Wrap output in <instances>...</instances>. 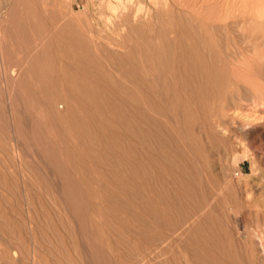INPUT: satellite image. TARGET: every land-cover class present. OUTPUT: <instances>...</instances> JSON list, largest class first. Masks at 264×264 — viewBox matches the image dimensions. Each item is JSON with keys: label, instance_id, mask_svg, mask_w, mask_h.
Returning a JSON list of instances; mask_svg holds the SVG:
<instances>
[{"label": "rangeland", "instance_id": "rangeland-1", "mask_svg": "<svg viewBox=\"0 0 264 264\" xmlns=\"http://www.w3.org/2000/svg\"><path fill=\"white\" fill-rule=\"evenodd\" d=\"M234 2L264 21V0L206 14ZM184 3L0 0V264H264V64L177 94ZM77 21L81 45L59 37ZM72 62L91 87L77 102Z\"/></svg>", "mask_w": 264, "mask_h": 264}, {"label": "bare ground", "instance_id": "bare-ground-1", "mask_svg": "<svg viewBox=\"0 0 264 264\" xmlns=\"http://www.w3.org/2000/svg\"><path fill=\"white\" fill-rule=\"evenodd\" d=\"M183 1H185V3L183 4L185 10H175V22L177 29L179 30V36L182 40V43L179 45H171L172 43L170 45H167L169 43L168 41H166V53L174 54V58L172 61H168V63H165L168 68L177 70V72L174 74V79L176 80V83L178 82L176 84V87L174 88V91L177 94H183L182 96H184V94H190V96H192V94L208 92L213 86L218 88L225 84L226 81L223 80L224 77H220V73H222L224 70H232V68L238 69L239 67L242 68L244 66L264 64V21L259 20V15L247 16V14L245 15L240 13L239 9L236 8L237 5L234 2V6L232 7H234L235 10H231L227 13L221 11L222 13L220 15L212 17L206 14V9L209 5L208 0ZM186 1L188 2L186 3ZM214 2L213 8L217 6L218 8H221L224 6V2ZM19 7L17 9H19ZM108 8L112 11H115V7L110 4H108ZM133 18L137 19L138 17L134 15ZM80 23L81 22L77 21V23L72 22L69 24H65L62 27L63 33L59 34V37L61 39H64L65 42L67 41L66 39H68L67 42L70 44L72 42L76 45H81V43L84 42L82 34L79 33L77 35L71 31L74 27L83 28L85 22L81 24ZM61 24L62 23H60V25ZM140 26L142 25H139V23H135L134 26L127 28L130 32L139 34L142 37L144 33H142V31L145 27L142 28ZM56 38L57 37H55V39ZM53 41L54 39L52 40V42ZM134 51L136 50H133L131 55H133V53H136ZM145 53L147 54V52ZM65 58H69V55L66 54ZM130 62L131 63L128 66L129 68H127L128 71L126 70L132 79V88L130 94L136 95L138 92V89L136 88V80L138 79V77L136 78V72L133 62ZM82 67L83 66L80 62H72L69 65L70 69L68 68L67 71L65 70L66 72L64 71L65 73L63 72L64 77L68 78L69 76L72 78L71 82H67L66 79L61 81L62 85H64V87L69 90V94H66L64 96V98L67 100L69 99L77 102L78 97H80L79 94H82V92L87 93L91 89L90 86H87L85 84L84 79H82ZM44 68L47 71L48 75H54V71L52 70L53 67L51 64L45 65ZM102 75L103 74L100 73L97 74V79L103 81L104 77ZM243 75H245V73ZM226 83L228 84V82ZM141 90L144 92H148V89H146L144 86L141 87ZM184 99L187 98L185 97ZM245 199L247 201L249 197L246 196ZM244 200L242 199L241 201L243 202ZM249 202L250 201H247V203ZM230 204L231 203L228 201L226 209V219L231 224H234L236 212L234 207H232ZM242 235L243 239H245L244 242H249L250 234Z\"/></svg>", "mask_w": 264, "mask_h": 264}]
</instances>
